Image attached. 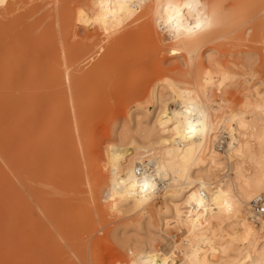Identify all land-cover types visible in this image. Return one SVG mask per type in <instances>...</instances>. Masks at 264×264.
Instances as JSON below:
<instances>
[{"label":"bare ground","instance_id":"1","mask_svg":"<svg viewBox=\"0 0 264 264\" xmlns=\"http://www.w3.org/2000/svg\"><path fill=\"white\" fill-rule=\"evenodd\" d=\"M4 4L25 9L0 31V254L89 264L97 216L113 264H264V0ZM107 95L136 99L100 163Z\"/></svg>","mask_w":264,"mask_h":264},{"label":"rangeland","instance_id":"2","mask_svg":"<svg viewBox=\"0 0 264 264\" xmlns=\"http://www.w3.org/2000/svg\"><path fill=\"white\" fill-rule=\"evenodd\" d=\"M40 1L42 2V0H33L34 3ZM24 9L25 8H23V5H20V7H17L15 11H11V9L9 11V6L4 4V0H0V31L5 32L18 27L17 24L13 25V21L19 18ZM92 31L93 29L91 26H79L75 28V30L73 29V34L71 36L70 42H75L76 40L90 41L92 39L91 37H87V35ZM238 98H240L239 95L236 96V99ZM134 99H136L135 96H131V98L128 99L127 97H121L119 95H107L98 101L97 109L94 111L95 114H92L93 118L88 121L87 126L88 135L91 142L93 143L94 152L98 157V161H100V163L101 160L104 159L106 151L105 144L115 139V135L113 134L112 129L120 126V124L122 125L124 122H128L129 126H133V121L127 120L126 112L129 105ZM121 107L123 109L122 112ZM80 187L84 191L85 188L83 183H81ZM69 188L71 189L72 187L69 186L67 190V192L71 194L72 189L70 190ZM254 204L258 207L260 205V202L257 200V202ZM115 222L116 220L114 221V219H108L106 221L98 220L97 216H94L93 221L90 222V225L87 229L84 230L79 228L77 240L78 243L84 246L85 252L86 254H88L87 256L89 264L91 263L92 259L93 261H99L100 259L101 261L106 262L104 264H113L115 260L114 258H112L113 256L121 257V255L124 254V247L119 244L115 235L110 230L111 227L116 224ZM6 234H8V232H6L4 236ZM62 243L66 242L64 241ZM67 246L68 245L66 243V247ZM15 255L17 254H11L4 257L2 256V254H0V264H55V261L53 259H50L49 256L44 261L42 254H40L39 257H35V255H38V253L36 252L30 251V253L24 259H22V261L19 262L15 261ZM127 256L130 258L132 257V255L130 254H127ZM97 257L99 259H97ZM73 258L76 260V262L79 263L78 259H76L75 256H73ZM112 259L114 260L112 261ZM98 261L97 263L100 264L101 262Z\"/></svg>","mask_w":264,"mask_h":264}]
</instances>
